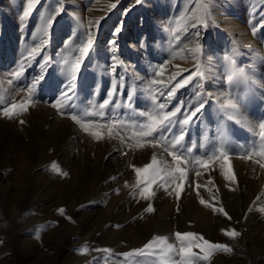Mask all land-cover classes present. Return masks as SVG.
Returning <instances> with one entry per match:
<instances>
[{
  "label": "rangeland",
  "instance_id": "obj_1",
  "mask_svg": "<svg viewBox=\"0 0 264 264\" xmlns=\"http://www.w3.org/2000/svg\"><path fill=\"white\" fill-rule=\"evenodd\" d=\"M28 3L0 0V264H181L188 234L230 249L193 264H264V0Z\"/></svg>",
  "mask_w": 264,
  "mask_h": 264
},
{
  "label": "snow or ice",
  "instance_id": "obj_2",
  "mask_svg": "<svg viewBox=\"0 0 264 264\" xmlns=\"http://www.w3.org/2000/svg\"><path fill=\"white\" fill-rule=\"evenodd\" d=\"M38 0H29L28 3V7L29 10L32 9V6L34 3H37ZM140 0H137V3H139ZM112 7L114 8L115 5H112ZM27 14V13H26ZM97 24H99V21H97ZM193 27H196V24L194 23L192 25ZM53 27V22H52V18H44L42 20V31L44 32L45 35L48 34V30L50 28ZM118 31V30H117ZM46 41H45V45H46ZM93 46V39L91 37V35H89L87 42L84 46H82L80 48V59H83V57L88 54L89 50L92 48ZM196 51H199V45H197L196 47ZM39 52L38 48H33L31 50V52L29 53V57L34 56L36 53ZM80 59H78L75 64L73 65L72 68V80L74 81L76 79V71L80 68ZM67 63V62H66ZM197 72L190 74L186 77H184L181 80H178L174 86L171 88V90L167 93V96L169 99H171L172 97L175 96V93L177 90L184 88L186 85H188L192 80L194 75H200V71H199V64H197ZM42 79V77H41ZM172 79H175V76L172 77ZM153 84L158 83V81L153 80L152 81ZM69 87L71 88L72 85L70 84ZM36 88V85L33 84L31 88L28 89L29 93L33 92V90ZM163 95V93H161ZM129 100L131 101V97H129ZM109 104V101L107 99L104 100L103 104L100 105L101 108L106 107ZM59 102L57 104H53L52 107L55 108H59ZM21 110H23L24 107H26L25 105H21ZM16 106L13 105V107L8 108L5 112H4V116L9 117L11 114H13L14 110H15ZM158 108L161 112L160 115L158 116H149V123L146 125H143V128H145L146 130L142 132L143 136H152L154 132H156L158 130V126L163 127L165 124L171 125L172 124V118L176 117L178 113H181V106H177L175 107V109L171 112H164L163 110L166 108V104L165 103H159ZM202 110V105L196 107L195 112L191 113V116H195L197 113H199ZM141 115H143V113H141ZM73 120H76V117L73 116L72 117ZM189 119L190 117H185L181 123L184 125H187L189 123ZM21 123H24V121H20ZM78 122V121H77ZM261 129L264 130V124L260 125ZM98 135V134H97ZM184 139L183 135H180L177 137L175 143L179 144L180 141H182ZM262 139H264V136H262ZM224 154L221 153V156H223ZM264 155V154H262ZM55 169V166H53ZM261 167H264V163L261 164ZM57 171H59L58 169H56ZM148 169H140L137 168L136 169V174L138 177H141L142 172H147ZM177 171H179V169H177ZM64 175H67V173H64ZM225 175L227 176L228 179H233L232 175L230 172L225 173ZM181 176H183V173H181ZM139 182H144L143 178L139 181ZM147 183L150 185L152 183L151 180H148ZM149 192V188L145 187L143 189V192L141 193V195H146ZM176 196L179 197L181 195L180 192V188L179 186H177L176 188ZM201 204H205V202L203 200L200 201ZM208 207H211V205H206ZM148 212H152L153 209L151 207L147 208ZM213 211L215 212H219V213H223L226 217H227V213L224 212L223 208H214ZM261 211H264V209H261ZM230 218V217H229ZM226 235L232 236V237H236L239 235V233L232 231V232H228L226 233ZM177 239L181 240L182 242L186 241L187 242V246H182L181 247V253L183 256V260L181 262V264H193V253H192V248L193 247H200L201 250L203 251V255L199 257L200 260H208L209 258V252L212 249H219L222 250L224 252H229L230 249L225 246L224 244L221 243H209L207 240H205L203 237L200 236H192L191 234H188L187 236H177ZM199 241H203V243H199ZM169 249H171V246H169Z\"/></svg>",
  "mask_w": 264,
  "mask_h": 264
},
{
  "label": "bare ground",
  "instance_id": "obj_3",
  "mask_svg": "<svg viewBox=\"0 0 264 264\" xmlns=\"http://www.w3.org/2000/svg\"><path fill=\"white\" fill-rule=\"evenodd\" d=\"M217 84V83H216ZM102 181H107L105 178L104 179H102ZM101 188H103V187H101ZM100 189V188H99ZM157 203V202H156ZM157 213H158V215H157V218L155 219L156 220V224H159L160 222H163V220L171 213V212H173V211H171L170 209H169V207H167L166 205H164V204H162V203H158L157 204ZM116 221H117V219H116ZM164 223V222H163ZM32 224V223H31ZM34 224V223H33ZM120 224H122V223H120ZM161 224V223H160ZM76 233L74 232V233H71L69 236H68V238L67 239H65V240H59V241H57L56 243H57V246H58V250L61 248V246L63 245V244H65V245H69L72 241H73V239L76 237ZM66 236V235H65ZM32 238V237H31ZM66 238V237H65ZM29 242V241H28ZM33 243V242H32ZM30 244V243H29ZM21 246V248H22V244H20ZM29 246V245H28ZM24 247V246H23ZM30 249V248H29ZM54 249V248H53ZM57 250V251H58ZM55 253H57V252H55ZM24 254V253H23ZM26 254V253H25ZM64 254V253H63ZM32 256V255H31ZM57 259H56V261L57 260H59L60 258H66L67 257V254H65V256L63 257L62 255H61V252H59L58 251V253H57ZM60 256H62V257H60ZM23 257V256H22ZM21 258V257H20ZM25 258H26V256H25ZM68 258H69V261H71L74 257L72 256V254L71 255H68ZM24 258H22V260H23ZM19 261V260H18ZM29 261V260H28ZM22 262V261H21ZM26 262V261H25ZM63 263H65V262H63V259L60 261V264H63Z\"/></svg>",
  "mask_w": 264,
  "mask_h": 264
}]
</instances>
